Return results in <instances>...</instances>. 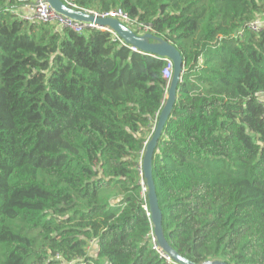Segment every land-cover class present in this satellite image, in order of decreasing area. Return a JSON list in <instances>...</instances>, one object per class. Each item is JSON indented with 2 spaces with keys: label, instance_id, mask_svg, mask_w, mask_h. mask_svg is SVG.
<instances>
[{
  "label": "trees",
  "instance_id": "obj_1",
  "mask_svg": "<svg viewBox=\"0 0 264 264\" xmlns=\"http://www.w3.org/2000/svg\"><path fill=\"white\" fill-rule=\"evenodd\" d=\"M0 0V264H165L138 163L165 62ZM121 10L183 62L152 159L168 246L191 264H264V0H72ZM147 193V191H146Z\"/></svg>",
  "mask_w": 264,
  "mask_h": 264
},
{
  "label": "water",
  "instance_id": "obj_2",
  "mask_svg": "<svg viewBox=\"0 0 264 264\" xmlns=\"http://www.w3.org/2000/svg\"><path fill=\"white\" fill-rule=\"evenodd\" d=\"M50 7L59 15L81 23H94L100 27L109 28L128 47L135 48L145 56H155L168 59L173 64V74L169 82L164 105L158 115L150 139L145 145L142 157L143 180L147 189L148 212L152 225V232L158 246L171 257L175 264H191L179 257L166 243L161 228V212L158 207L154 184L152 181V159L157 143L162 136L163 128L169 118L176 100V89L181 79L183 62L178 51L168 42L155 37L151 33L138 35L118 20L96 18L83 11L72 10L62 0H47ZM202 264H225L219 261H206Z\"/></svg>",
  "mask_w": 264,
  "mask_h": 264
},
{
  "label": "built area",
  "instance_id": "obj_3",
  "mask_svg": "<svg viewBox=\"0 0 264 264\" xmlns=\"http://www.w3.org/2000/svg\"><path fill=\"white\" fill-rule=\"evenodd\" d=\"M62 2L69 7L70 9L74 10V5L72 4V0H62ZM89 15H92L96 18H102V19H114V20H118L119 22H121L123 25H125L126 27H128L130 25V20L128 19L127 15L125 13H123L121 10H117V11H112L109 13H105V14H96L93 12H85ZM22 18L24 20H26L27 22H42V23H50V24H54L57 28H63V29H68L70 31H72L75 34H81L86 30H100V31H105L108 33H111L114 37L115 40L118 41L120 44L126 46L118 37L117 35L112 32L109 28H105V27H100L98 25H95L94 23H81V22H76L74 20H71L69 18H66L64 16H61L59 14H57L48 4L47 0H32V4L30 6V8L21 14ZM129 28V27H128ZM139 29V34L138 35H144L147 33H151V28L149 25H143V24H139V26L137 27ZM130 29V28H129ZM262 29H264V17H260L257 20L251 22L250 24H248L244 29L239 30L236 33V37L237 38H241L243 36V33L245 32V30L253 32V33H258L260 32ZM133 32H135L133 29H131ZM131 52L139 54L140 56H145L142 52L137 51L135 48H131L126 46ZM148 57H152L153 59L156 60H161L163 62H165V67L162 71V75L163 77L170 82L171 78H172V74H173V64L171 63V61H169L168 59H159L155 56H148ZM154 129V127H153ZM147 143V141H146ZM146 143L144 144V146L146 145ZM143 152H141V156H140V160L138 163V173L140 176V188H141V193L143 195V197L146 194V186H145V182L143 180V173H142V157H143ZM144 210L145 212H147V217L148 219H150L149 216V212L147 210V207L144 206ZM149 241L151 244L152 249L157 253V255L159 256L160 259H162L164 261L165 264H175L173 262V260L171 259V257L169 255H167L157 244L156 238L153 235V232L150 233L149 235Z\"/></svg>",
  "mask_w": 264,
  "mask_h": 264
},
{
  "label": "rangeland",
  "instance_id": "obj_4",
  "mask_svg": "<svg viewBox=\"0 0 264 264\" xmlns=\"http://www.w3.org/2000/svg\"><path fill=\"white\" fill-rule=\"evenodd\" d=\"M152 131H153V130H152ZM149 139H150V137H149ZM149 139H148V140H149ZM148 140H147V142H148ZM141 195H142V193H141ZM142 198H143V195H142Z\"/></svg>",
  "mask_w": 264,
  "mask_h": 264
}]
</instances>
